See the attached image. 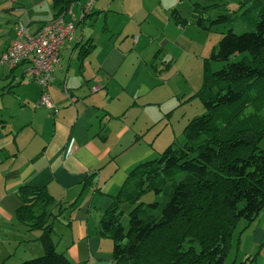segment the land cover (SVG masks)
I'll use <instances>...</instances> for the list:
<instances>
[{
  "label": "crops",
  "instance_id": "obj_1",
  "mask_svg": "<svg viewBox=\"0 0 264 264\" xmlns=\"http://www.w3.org/2000/svg\"><path fill=\"white\" fill-rule=\"evenodd\" d=\"M85 2L73 0L64 15L76 27L46 89L56 112L32 107L43 91L29 64L7 68L2 76L12 88L0 91V264L29 257L14 258L23 243L36 240L35 253L43 251L41 231L26 230L15 215L17 191L26 184L45 187L54 198L48 220L57 251L76 264H112V240L99 232L103 213L129 170L152 155L149 140L141 145L142 134L162 119L172 126L167 114L158 113L190 104L201 83L211 29L176 24L172 11L189 20L193 3L216 4L206 17L230 0H95L81 19ZM4 13L13 17V28L0 54L18 21L33 33L54 18L55 8L52 0H0V19L9 23ZM86 42L93 46L79 58ZM256 251V263L264 264V211L241 234L233 264Z\"/></svg>",
  "mask_w": 264,
  "mask_h": 264
},
{
  "label": "trees",
  "instance_id": "obj_2",
  "mask_svg": "<svg viewBox=\"0 0 264 264\" xmlns=\"http://www.w3.org/2000/svg\"><path fill=\"white\" fill-rule=\"evenodd\" d=\"M52 1L54 18L61 14L64 18L73 2ZM94 2L88 12H81V19L90 14ZM238 3L239 7L234 9H240L242 18H251L254 12V27L240 33L227 29L205 57L201 85L189 97H198L204 112L185 124L181 140H172L158 156L134 165L103 213L99 232L112 240V264H224L232 246L233 264L241 234L264 211V148L259 147L264 138V0ZM225 5L219 4L216 13L205 17L216 4L193 3L189 20L176 9L172 18L176 24L189 21L209 30L212 25L231 19V9ZM67 20L76 27L75 20ZM20 25L28 30L26 24L18 21L15 36L4 47L0 59L17 37ZM39 29L28 33L33 35ZM71 40L60 45L45 86L32 74L29 59L13 66L0 65L11 71L21 63L29 64V75L42 88V97L48 94L46 89L53 80L61 47ZM92 46L82 44L78 57H85ZM210 60L223 65L214 71ZM10 83L0 91L11 90ZM41 97L32 107H47L40 103ZM50 109L56 112L54 104ZM148 193L154 197L145 201L142 197ZM17 197L16 218L26 230L41 231L38 239L43 249L41 255L17 264H76L57 251L51 239L48 210L54 198L47 189L21 185ZM123 203L130 206L127 212ZM58 213L53 217L57 218ZM241 220L244 223L238 230ZM257 256V251L248 253L236 264H257Z\"/></svg>",
  "mask_w": 264,
  "mask_h": 264
},
{
  "label": "rangeland",
  "instance_id": "obj_3",
  "mask_svg": "<svg viewBox=\"0 0 264 264\" xmlns=\"http://www.w3.org/2000/svg\"><path fill=\"white\" fill-rule=\"evenodd\" d=\"M239 1L240 0H230V2L228 3V6H230L229 8L231 9L229 12L231 19L228 22H224L221 24H215L211 26V31H209V36L208 37L206 36V39H208V41L206 42L207 49H205L204 51L205 57H207L212 51V47L210 45H212V43L213 45L217 44V42L223 36V34L226 32L227 29L231 28L235 32H238V33L243 32L244 30L253 29L256 16L254 15V12H252V14L250 15L251 18H248V17L242 18L240 16V13H241L240 9L239 8L234 9V8L239 7V3H238ZM4 16L9 18L10 21L9 23H5L4 20L0 19V47L1 48L4 45V37L6 36L7 30L9 28H13V17H10L8 14H5V13H4ZM1 26L3 27L1 28ZM239 56L240 55L234 57L233 59L236 60L239 58ZM210 64H211V69L215 71L222 67L223 62L210 60ZM194 67H195V64L193 62L192 68ZM7 71L8 70L6 66L0 65V78H2L0 79V89H2V86H5L8 82L6 78L2 77L4 73H7ZM200 85L201 83H199L198 87ZM99 88L100 87L96 85L93 87V90H97ZM159 91H162V89L160 88ZM160 95L162 96V92ZM172 101L173 100H171L170 102ZM189 103L190 104L186 102V105H184L181 108L176 107L174 111L172 112H169V111L167 112L166 110L168 109H166L165 113H163L164 111L158 113L160 117L164 114H167V119L170 117L169 121L171 122L172 126L170 124L163 125V119H162V121L160 120V123H158L159 125H156V124L153 125L152 127H150L148 131L142 134V137H144L145 140L144 139L141 140V145H144L145 142L149 140L147 144L149 147L152 148V155L149 158H154L158 156V154L161 151H163L166 148V146L170 144L172 140H175L176 138L181 140L182 139L181 131L183 127L185 126V124L193 116L202 114L204 112V109L198 97L191 98ZM183 118L185 119V121H183ZM164 121L166 120L164 119ZM183 122H186V123H183ZM259 147L264 148V138L259 142ZM153 197L154 196L152 193H148L144 195L142 199H144L145 201H149V200H152ZM122 208L124 209L125 212H127L130 206L127 203H123ZM243 223H244L243 220L239 222L238 227H237L238 230L242 227ZM55 226L57 227L58 225L56 224L54 225V227ZM55 228H54V231H55ZM238 230H236L234 236H236V233ZM32 231L34 233L36 230H32ZM28 236L30 237V235ZM34 242L36 243V240ZM34 242L23 243V244H20V246L18 245L14 258L17 257L21 253L29 256L26 258H33V257L41 255L43 251L41 253H37V254L35 253L34 249L36 246H34L33 244ZM233 254H234V251H233V246H232L228 252V257L224 264H230L233 258Z\"/></svg>",
  "mask_w": 264,
  "mask_h": 264
},
{
  "label": "built area",
  "instance_id": "obj_4",
  "mask_svg": "<svg viewBox=\"0 0 264 264\" xmlns=\"http://www.w3.org/2000/svg\"><path fill=\"white\" fill-rule=\"evenodd\" d=\"M92 2L93 0L87 1L82 8V15L90 10ZM74 29V22L65 20L62 14L45 23L33 35L28 33L24 25H20L17 37L12 41L8 52L3 54L0 63L13 66L20 60L29 59L32 63L30 68L32 74L42 86H45L51 78L60 45L65 40L72 39ZM40 103L53 107L48 94L41 97ZM70 147L68 145L67 150Z\"/></svg>",
  "mask_w": 264,
  "mask_h": 264
}]
</instances>
